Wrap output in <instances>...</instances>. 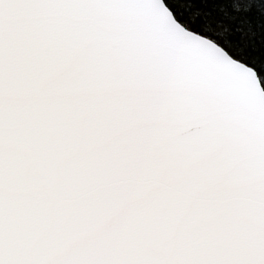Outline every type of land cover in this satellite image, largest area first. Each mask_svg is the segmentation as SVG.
Masks as SVG:
<instances>
[{"label": "snow or ice", "instance_id": "snow-or-ice-1", "mask_svg": "<svg viewBox=\"0 0 264 264\" xmlns=\"http://www.w3.org/2000/svg\"><path fill=\"white\" fill-rule=\"evenodd\" d=\"M0 264H264V0H0Z\"/></svg>", "mask_w": 264, "mask_h": 264}]
</instances>
